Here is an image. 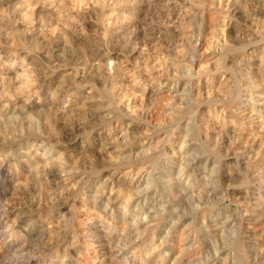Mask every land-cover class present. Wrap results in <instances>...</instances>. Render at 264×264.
Here are the masks:
<instances>
[{
    "label": "rangeland",
    "instance_id": "obj_1",
    "mask_svg": "<svg viewBox=\"0 0 264 264\" xmlns=\"http://www.w3.org/2000/svg\"><path fill=\"white\" fill-rule=\"evenodd\" d=\"M263 38L264 0H0V264H264Z\"/></svg>",
    "mask_w": 264,
    "mask_h": 264
},
{
    "label": "bare ground",
    "instance_id": "obj_2",
    "mask_svg": "<svg viewBox=\"0 0 264 264\" xmlns=\"http://www.w3.org/2000/svg\"><path fill=\"white\" fill-rule=\"evenodd\" d=\"M236 1H239V0H236ZM218 4V3H217ZM236 4V3H235ZM234 4V5H235ZM240 5V4H239ZM236 6H237V4H236ZM235 7V6H234ZM237 9V8H236ZM239 11V9L238 10H236L235 12H237V13H239L238 12ZM243 12V11H242ZM241 13V12H240ZM239 15V14H238ZM236 16V15H235ZM241 18V17H240ZM236 19V18H235ZM227 24V23H226ZM224 26L222 25V26H220V30H218L217 31V35H215L216 36V39H214L215 38V36H214V46H213V53H215V55H217V56H219V58H221V57H224L225 56V53L229 50V51H232V50H236V49H241V48H244V42H242L243 40H242V38L240 37V35H236L235 33V35H231V33L229 34V35H231L230 37V39L227 41L226 39H224V31H225V29L223 28ZM234 28V27H233ZM243 28V27H242ZM227 29V28H226ZM244 29V28H243ZM237 30H239L238 28H234V31H232V32H236ZM241 31V30H240ZM258 33H261V35H262V32H258ZM263 36V35H262ZM264 39V38H263ZM254 42V41H253ZM256 42V41H255ZM242 50H244V49H242ZM241 50V51H242ZM228 51V52H229ZM216 56V57H217ZM228 56V55H227ZM217 59V58H216ZM228 59V58H227ZM190 60V59H189ZM218 60H220V59H218ZM222 58H221V62H222ZM232 61V60H231ZM190 62V61H189ZM220 62V63H221ZM233 63V62H232ZM237 63V62H236ZM235 63V64H236ZM239 63V62H238ZM223 64V63H222ZM220 66H222L221 64H220ZM227 66V65H226ZM236 66V65H235ZM233 67H234V65H233ZM240 67V66H239ZM224 69H225V71H230L231 72V70H230V68H226V67H223ZM103 69V68H102ZM201 69V68H200ZM221 69V68H220ZM236 69V68H235ZM184 70H186L185 72H183ZM193 70V61H191V64H189V65H183L182 67H178L177 68V72L179 73V77H180V73H181V75H183L184 77L186 76V74L188 73H190L191 71ZM218 71V70H217ZM222 71V70H221ZM241 71V70H240ZM243 71V70H242ZM211 72V71H210ZM228 73V72H227ZM261 74V73H260ZM235 75H237L238 76V74H235ZM231 77L234 79V74H233V72L231 73ZM229 78V77H228ZM239 78V77H238ZM244 78V77H243ZM242 78V79H243ZM261 79V78H260ZM264 79V78H263ZM248 80V79H247ZM178 81V80H177ZM224 81V80H223ZM249 81H250V79H249ZM248 81V82H249ZM261 81V80H260ZM263 81V80H262ZM243 82V81H242ZM258 83H259V81H258ZM180 84V83H179ZM229 84V83H228ZM243 84V83H242ZM254 84V83H253ZM252 84V85H253ZM257 84V83H256ZM264 84V83H263ZM183 85V84H182ZM219 85H220V83H219ZM234 84H232V86H233ZM255 85V84H254ZM253 85V86H254ZM259 85L261 86L262 84L261 83H259ZM184 86V85H183ZM224 86H226L225 88H227V81H225L224 82V84H223V88H224ZM257 86V85H256ZM256 86H254V87H256ZM178 87V86H177ZM185 87V86H184ZM237 88H238V86H236ZM254 87H252V89L254 88ZM236 88V89H237ZM228 89V88H227ZM182 90H183V88H182ZM249 90V89H248ZM259 90V89H258ZM183 92V91H182ZM227 91H225V93H226ZM254 92H255V90H254ZM171 94H175L176 93V90L174 89V87H172V91L170 92ZM190 93V92H189ZM224 92L222 93V97H221V100H224V95H226ZM198 94V93H197ZM200 94V93H199ZM255 94H257V91H256V93ZM177 95V94H176ZM196 95V94H195ZM210 95V94H209ZM239 95V94H238ZM245 94H243V96H244ZM248 95V94H247ZM254 95V94H253ZM172 96V95H171ZM197 96V95H196ZM219 96V95H218ZM249 96V95H248ZM174 97H176L177 98V96H173L172 97V99H171V101L173 102V103H176V100H173L174 99ZM250 97V98H249ZM248 97V99L249 100H251L250 102V105L252 106V105H254L256 102H260V101H263V103H264V99H263V97H264V92L262 91V92H258V94L256 95V97L252 100L251 99V96H249ZM197 98V97H196ZM225 98H226V96H225ZM216 99V98H215ZM214 99V100H215ZM218 99H220V98H218ZM231 100V99H230ZM230 100H229V102H230ZM233 101V100H232ZM179 103V105L181 104V105H183V106H188V104H189V102H191V99H188V98H185V99H183L182 100V98L178 101ZM196 102V101H195ZM227 102V101H226ZM192 103V102H191ZM261 104H262V102H261ZM171 105V104H170ZM253 107V106H252ZM174 108H177V107H174ZM254 108V107H253ZM263 109V108H262ZM255 110H256V115H257V118H261V112H260V108L259 107H256L255 108ZM252 111V110H251ZM251 113V112H250ZM235 115V114H234ZM251 115V114H250ZM238 117V116H237ZM249 118H250V116H248ZM247 118V117H246ZM251 119V118H250ZM260 121H262V120H260ZM239 123V122H238ZM238 126V125H237ZM189 131V130H188ZM12 136V135H11ZM5 139V138H4ZM230 139V138H229ZM239 139V138H238ZM236 139L235 138H232L231 140H230V144L224 149V153H230L231 154V152H232V154H234L235 152L234 151H236L234 148H235V141ZM229 141V140H228ZM239 142V141H238ZM216 143V142H215ZM224 144V143H223ZM228 144V143H227ZM187 145L182 141L181 142V144H180V146H179V149H178V153H179V161H178V170L176 171V174H175V176H174V178H173V181H175V180H181V179H183L184 177H186V175H188V177L190 176V173H188V172H193V170L192 169H187V168H192V166H190V156H189V149L186 147ZM212 147H214V146H212ZM237 148V147H236ZM128 151V150H127ZM141 151V150H140ZM148 151V150H147ZM147 151H145V152H147ZM130 152V151H129ZM180 152H183V153H180ZM237 152V151H236ZM144 153V152H143ZM191 153V152H190ZM142 154V153H141ZM192 154V153H191ZM222 155H223V153H222ZM238 156H241V154L240 153H238L237 154ZM142 156V155H141ZM256 156V155H255ZM254 156V157H255ZM225 157V156H224ZM177 158V159H178ZM126 159V158H125ZM193 159H194V157H193ZM192 159V160H193ZM248 159V158H247ZM190 162V163H189ZM190 166V167H189ZM175 169V168H174ZM172 170V169H171ZM146 174H147V172H145ZM175 173V172H174ZM139 174H140V172H139ZM145 174V175H146ZM171 174V173H170ZM149 176V175H148ZM147 176V177H148ZM172 176V175H171ZM212 176V177H211ZM218 176H219V172L215 169V168H213V167H211L209 170H208V177H207V180H208V183H207V185L209 186V185H214V186H216L215 184L216 183H218ZM138 177H139V175H138ZM144 177V176H143ZM142 177V178H143ZM142 178H141V180H142ZM146 179V178H145ZM170 180V179H169ZM146 181V180H145ZM144 181V182H145ZM144 182H142L143 183V185H146V184H144ZM148 183V182H147ZM146 187V186H145ZM166 187V186H165ZM163 188V187H162ZM173 188V187H172ZM178 188H180L179 186H178ZM145 189V188H144ZM164 189V188H163ZM166 189V188H165ZM164 189V190H165ZM134 190V189H133ZM143 190V189H142ZM161 190V189H160ZM180 190V189H179ZM205 190V189H204ZM203 190V191H204ZM213 190V189H212ZM163 191V190H162ZM168 191V190H167ZM178 191V190H177ZM210 191V190H209ZM178 192H181V191H178ZM184 192V191H183ZM212 192V191H211ZM210 192V193H211ZM197 193V192H196ZM209 193V194H210ZM207 194V193H206ZM136 195V194H135ZM208 195V194H207ZM165 196V195H164ZM168 196V195H167ZM212 196V195H211ZM128 197V196H127ZM189 197V196H188ZM131 198V197H130ZM207 198V197H206ZM189 199V201L190 202H188L190 205H193L194 204V206H198V205H202V201H203V197H202V194L201 193H198L197 194V196L195 195V196H193V197H190V198H188ZM205 199V198H204ZM208 200V199H207ZM187 203V204H188ZM169 206V205H168ZM178 206V205H177ZM176 207V206H175ZM170 208H172V207H170ZM195 208V207H194ZM142 222V221H141ZM217 252V251H216ZM234 264V263H233Z\"/></svg>",
    "mask_w": 264,
    "mask_h": 264
}]
</instances>
